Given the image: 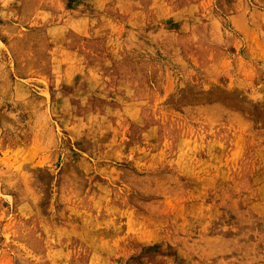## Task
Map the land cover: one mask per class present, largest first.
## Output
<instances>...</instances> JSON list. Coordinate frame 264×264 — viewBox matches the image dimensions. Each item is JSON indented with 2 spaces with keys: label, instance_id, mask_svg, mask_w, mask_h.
Instances as JSON below:
<instances>
[{
  "label": "rangeland",
  "instance_id": "rangeland-1",
  "mask_svg": "<svg viewBox=\"0 0 264 264\" xmlns=\"http://www.w3.org/2000/svg\"><path fill=\"white\" fill-rule=\"evenodd\" d=\"M0 264H264V0H0Z\"/></svg>",
  "mask_w": 264,
  "mask_h": 264
}]
</instances>
